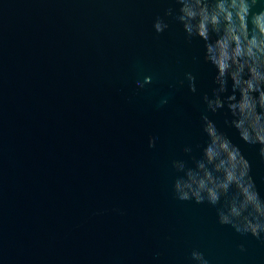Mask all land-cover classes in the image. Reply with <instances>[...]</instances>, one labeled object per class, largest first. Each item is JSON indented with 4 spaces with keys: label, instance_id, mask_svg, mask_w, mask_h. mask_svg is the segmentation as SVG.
I'll return each instance as SVG.
<instances>
[{
    "label": "water",
    "instance_id": "water-1",
    "mask_svg": "<svg viewBox=\"0 0 264 264\" xmlns=\"http://www.w3.org/2000/svg\"><path fill=\"white\" fill-rule=\"evenodd\" d=\"M180 7L0 0V264H200L193 252L208 264H264V233L219 222L224 199L175 192L203 159L208 116L240 147L264 198L259 146L241 140L227 103L208 110L216 69ZM231 93L229 82L225 101Z\"/></svg>",
    "mask_w": 264,
    "mask_h": 264
},
{
    "label": "clouds",
    "instance_id": "clouds-1",
    "mask_svg": "<svg viewBox=\"0 0 264 264\" xmlns=\"http://www.w3.org/2000/svg\"><path fill=\"white\" fill-rule=\"evenodd\" d=\"M264 0H177L181 5L177 19L189 37L205 41V62L216 69L214 98L205 96L208 110L216 113L227 108L232 115L229 122L247 144L258 145L264 158V12L253 11ZM168 15H172L169 10ZM157 33H163L168 24L157 20ZM254 29V34L253 30ZM216 36L213 42V36ZM190 90L195 93V77L188 75ZM231 82L232 93L225 101ZM146 84L151 78H146ZM138 87L144 84L138 82ZM209 143L196 169L186 171V178L174 185L177 198L207 201L219 210V222L231 225L237 232L260 238L264 233V198L251 177L250 162L240 147L221 132L208 116L202 117ZM155 147V140L150 142ZM189 151V149H185ZM178 171L185 166L177 163ZM235 188L236 194L229 198ZM200 264H208L202 253L193 252Z\"/></svg>",
    "mask_w": 264,
    "mask_h": 264
}]
</instances>
